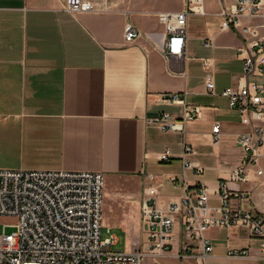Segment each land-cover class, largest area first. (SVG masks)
<instances>
[{"label":"crops","instance_id":"obj_1","mask_svg":"<svg viewBox=\"0 0 264 264\" xmlns=\"http://www.w3.org/2000/svg\"><path fill=\"white\" fill-rule=\"evenodd\" d=\"M64 1L0 0V167L102 174V229L116 241L123 238L124 251H145L144 199L166 212L186 192L203 187L215 207L218 183L242 159L236 137L245 127L221 96L242 74L240 40L218 30L219 12L231 0H203L205 15L188 16L185 56L169 63V69L182 71L177 76L168 73L160 51L165 35L157 14L180 11L179 2L86 0L98 11L72 15ZM127 22L140 32L131 43L124 41ZM207 38L212 47L203 45ZM204 58L212 60L213 95L205 89ZM169 94L202 107L201 118L185 122L183 132H162L156 124L162 113L181 119L182 107L164 100ZM216 124L219 143L213 146ZM183 142L193 151L184 160L199 165L201 175L183 169ZM165 150L171 157L160 162ZM249 178L227 182L229 190L250 194L249 201L230 205L256 214L264 172L255 177L251 169ZM204 236L213 248L205 264H264L259 240L244 227L209 228ZM182 242L176 223L171 251L157 264H194L174 257ZM228 250L247 254L233 258ZM142 264L156 263L145 258Z\"/></svg>","mask_w":264,"mask_h":264},{"label":"built area","instance_id":"obj_2","mask_svg":"<svg viewBox=\"0 0 264 264\" xmlns=\"http://www.w3.org/2000/svg\"><path fill=\"white\" fill-rule=\"evenodd\" d=\"M180 3L178 12L157 14L164 28L161 54L168 73L177 76L182 71L169 69L173 58H184L187 18L204 16L203 0H175ZM64 10L72 15L97 12L86 0H65ZM219 16V32H232L240 40L236 54L242 63V74L236 87L221 93L228 107L237 112L245 131L236 137V145L242 151L238 165L228 172V179L221 180L215 190L218 205H209L210 192L200 187L194 194L188 192L179 202L171 203L166 212L156 209L150 198L142 201L140 212L147 249L115 251L116 238L108 234L101 240L103 208V176L96 172H64L49 170L0 169V217L14 220V233L0 235V264H142L145 258L156 260L171 251L172 229L181 226L183 242L174 256L180 263L191 260L205 264L213 248L204 236L209 228H237L248 230L249 237L259 240L264 256V184L258 213L234 209L231 200H250L246 191H233L227 182H250L249 170L255 177L263 176L264 164V0H231L222 6ZM140 32L127 22L124 41L133 42ZM205 47H212L210 39H204ZM205 89L214 94L215 84L212 60L201 59ZM185 95V94H184ZM169 104L182 107L180 120L162 113L156 124L162 132H183L188 121L199 120L202 107L192 106L184 97L169 94L164 98ZM219 126L212 128V145L219 143ZM193 154L190 146L182 143L183 169L202 174V168L184 160ZM169 150L162 152L158 160L168 162ZM152 178V177H150ZM175 182V179L171 180ZM3 227H7L4 225ZM246 250H228L227 256H246Z\"/></svg>","mask_w":264,"mask_h":264},{"label":"rangeland","instance_id":"obj_3","mask_svg":"<svg viewBox=\"0 0 264 264\" xmlns=\"http://www.w3.org/2000/svg\"><path fill=\"white\" fill-rule=\"evenodd\" d=\"M0 169H4L1 168ZM14 224V220L8 217H0V235H2V233L10 235L12 233H14L15 231V227L12 225ZM4 225H7V227H3ZM100 238L101 240H105L106 237L108 236V234L102 229L101 230V234H100ZM114 235V234H112ZM115 236V235H114ZM118 240L116 241V244L113 245L112 249L115 251H124L126 248V244L124 242L123 238H119L117 237Z\"/></svg>","mask_w":264,"mask_h":264},{"label":"bare ground","instance_id":"obj_4","mask_svg":"<svg viewBox=\"0 0 264 264\" xmlns=\"http://www.w3.org/2000/svg\"><path fill=\"white\" fill-rule=\"evenodd\" d=\"M171 61H169V63H170Z\"/></svg>","mask_w":264,"mask_h":264}]
</instances>
